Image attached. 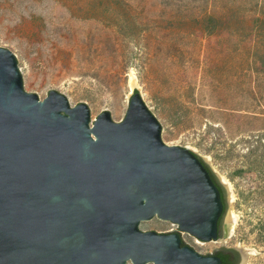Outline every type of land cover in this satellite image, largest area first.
I'll return each mask as SVG.
<instances>
[{
    "label": "rangeland",
    "instance_id": "rangeland-1",
    "mask_svg": "<svg viewBox=\"0 0 264 264\" xmlns=\"http://www.w3.org/2000/svg\"><path fill=\"white\" fill-rule=\"evenodd\" d=\"M0 47L25 92L85 103L90 121H121L137 90L162 142L203 159L225 192L227 239L182 242L264 264V0H0ZM139 229L178 232L156 218Z\"/></svg>",
    "mask_w": 264,
    "mask_h": 264
},
{
    "label": "water",
    "instance_id": "water-1",
    "mask_svg": "<svg viewBox=\"0 0 264 264\" xmlns=\"http://www.w3.org/2000/svg\"><path fill=\"white\" fill-rule=\"evenodd\" d=\"M90 118L55 90L25 92L0 47V264H221L180 238L219 235L223 204L204 160L162 142L135 89L121 121ZM154 218L178 232L139 229ZM230 230L227 219L223 241ZM234 250L245 264L249 251Z\"/></svg>",
    "mask_w": 264,
    "mask_h": 264
},
{
    "label": "flooded vegetation",
    "instance_id": "flooded-vegetation-1",
    "mask_svg": "<svg viewBox=\"0 0 264 264\" xmlns=\"http://www.w3.org/2000/svg\"><path fill=\"white\" fill-rule=\"evenodd\" d=\"M212 173V172H211ZM213 174V173H212ZM214 175V174H213ZM215 177V176H214ZM215 179V182L220 186L222 187V185L218 182V180L216 178ZM223 188V187H222ZM220 193V192H219ZM221 218V217H220ZM221 219L218 220V230H219V235L217 237V240H222V235H223V225L221 223ZM194 238V237H193ZM196 239V238H194ZM197 240V239H196ZM216 240V241H217ZM199 241V240H198ZM201 242V241H200ZM215 242V241H213ZM183 243V242H182ZM203 243H206V242H203ZM184 244V243H183ZM233 248H229L227 247L225 244L223 243H219L217 248L214 249V251L211 253V254H208V255H213V256H216L219 258V255H224L227 260H228V263L229 264H238L239 261H240V254L236 251V250H233ZM220 259V258H219ZM221 261V260H220ZM222 264V262H221Z\"/></svg>",
    "mask_w": 264,
    "mask_h": 264
},
{
    "label": "trees",
    "instance_id": "trees-1",
    "mask_svg": "<svg viewBox=\"0 0 264 264\" xmlns=\"http://www.w3.org/2000/svg\"><path fill=\"white\" fill-rule=\"evenodd\" d=\"M262 139H260V141H261ZM205 168L207 169V171L209 172V175H210V177H211V179H212V181L215 183V185L217 186V188H218V190H219V192H220V198H221V202H222V204H223V214H224V212H225V210H226V198H225V192H224V189L222 188V187H220L216 182H215V177H214V175L211 173V171H210V169L208 168V166L207 165H205ZM222 214V215H223ZM221 218H222V216H221ZM220 218V219H221ZM234 250V249H233ZM232 250V251H233ZM234 252V251H233ZM219 258H220V260H221V262H222V264H229L228 263V260H227V258L224 256V255H219Z\"/></svg>",
    "mask_w": 264,
    "mask_h": 264
},
{
    "label": "bare ground",
    "instance_id": "bare-ground-1",
    "mask_svg": "<svg viewBox=\"0 0 264 264\" xmlns=\"http://www.w3.org/2000/svg\"><path fill=\"white\" fill-rule=\"evenodd\" d=\"M134 85H135V81H134V79H131L130 80V86L133 87Z\"/></svg>",
    "mask_w": 264,
    "mask_h": 264
}]
</instances>
